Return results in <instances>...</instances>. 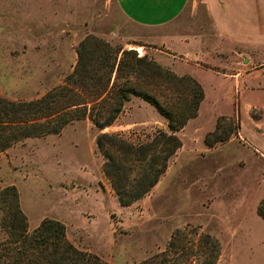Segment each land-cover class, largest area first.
<instances>
[{"label": "rangeland", "instance_id": "rangeland-1", "mask_svg": "<svg viewBox=\"0 0 264 264\" xmlns=\"http://www.w3.org/2000/svg\"><path fill=\"white\" fill-rule=\"evenodd\" d=\"M196 1L166 26L148 29L130 21L117 0H0L4 98L33 100L61 84L88 34L147 55L177 75L189 72L204 90L199 116L176 133L182 146L166 171L129 206L119 204L113 189L100 191L110 181L95 139L107 132L140 144L167 131L166 120L138 97L105 131L84 118L0 152V190L16 186L29 225L58 219L75 247L107 264H132L163 251L167 264H194L205 234L218 242L215 264H264V220L257 213L264 199V23L254 21L264 19V0L222 4L213 12L215 24ZM162 33L187 40L200 33L202 40L191 50L170 42L177 52L155 42ZM228 133L223 143H204L206 135L213 140ZM172 239L178 248L169 246Z\"/></svg>", "mask_w": 264, "mask_h": 264}, {"label": "trees", "instance_id": "trees-1", "mask_svg": "<svg viewBox=\"0 0 264 264\" xmlns=\"http://www.w3.org/2000/svg\"><path fill=\"white\" fill-rule=\"evenodd\" d=\"M76 53L72 70L63 82L39 98L13 101L0 95V152L28 137L59 134L66 125L84 118L102 130L115 122L131 97H138L166 120L167 131L161 130L140 144L107 132L98 133L95 139L104 159L102 172L119 204L129 206L158 183L170 157L182 146L176 133L198 115L203 87L191 75H177L147 55L138 56L135 50L93 34L79 41ZM216 130L217 126L213 133ZM232 134L213 140L206 135L204 143L212 147ZM0 211V228L5 233L0 240V264H107L100 256L75 247L66 236L64 223L57 219L45 217L30 230L13 184L0 190ZM257 213L264 220V199ZM201 240L194 264H215L218 242L209 234ZM169 246L178 248L173 239ZM189 249L192 253L193 248ZM168 261L163 251L132 264Z\"/></svg>", "mask_w": 264, "mask_h": 264}, {"label": "crops", "instance_id": "crops-1", "mask_svg": "<svg viewBox=\"0 0 264 264\" xmlns=\"http://www.w3.org/2000/svg\"><path fill=\"white\" fill-rule=\"evenodd\" d=\"M117 1H119L118 5L121 8L122 12L130 21L136 23L139 26H142V27L148 28V29H160V27L166 26L167 24L174 21L184 11L187 4H189V3L190 4H195V3L198 4V2L196 0H117ZM230 1L233 2V1H239V0H200V3L205 5V9H206L207 13L210 15L212 24H215V21L213 18L214 17L213 16L214 10L219 9L220 5H222V4H231V3H229ZM246 4H250V3H246ZM254 21L259 22V23L260 22L264 23V19L262 20L260 17H257ZM200 35H201L200 33H197L194 37H191L190 40H187V39H184V37H183L184 35L179 34V33H177V34H164V33H162L161 35H157V40L155 42L162 45V46H165L166 49H168V50L170 49L172 51L178 52V50H176L170 44V42L174 43L175 41H177L178 43H182L183 46L185 48H187L186 50H191L193 47L200 46L199 42H200V40H202ZM179 51L182 52L183 50H179ZM246 54L250 55V53H246ZM183 73L184 72H181V75H184ZM238 73H240V71ZM185 74L191 75L193 78H195L189 72H186ZM196 80L198 81V79H196ZM131 101L132 100L130 99L128 102H131ZM158 115H160V114L158 113ZM197 116H199V112H198ZM160 117H162V116L160 115ZM109 127H111V125L108 127H105L104 129H102V131H105ZM244 141H245V139H244ZM99 172H100V170H99ZM100 175H102V174H100ZM101 179H102V177H101ZM99 181L100 180L98 179L96 182L98 184H100ZM111 190H112V188H111L110 184H107L105 186V188H103L100 191H102L103 193L106 191V192L112 194ZM95 191L99 192L98 190H95ZM40 221H37L35 223V225H33V226L28 224V228L30 230L35 228L40 223Z\"/></svg>", "mask_w": 264, "mask_h": 264}]
</instances>
